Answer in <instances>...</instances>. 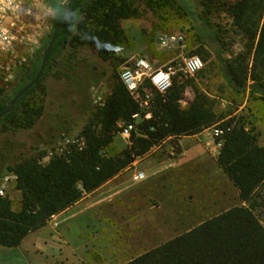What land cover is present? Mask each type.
<instances>
[{"label":"rangeland","instance_id":"rangeland-1","mask_svg":"<svg viewBox=\"0 0 264 264\" xmlns=\"http://www.w3.org/2000/svg\"><path fill=\"white\" fill-rule=\"evenodd\" d=\"M147 1L136 0L140 16L120 23L128 44L115 52L119 59L117 68L101 61L96 49L83 42L70 45V40L77 36V28H74L64 51L43 73L38 89V93L42 92L41 117L30 129L0 131L1 162L14 164L45 152L41 160V164L45 165L52 156L61 154L69 144L76 143L95 108L103 104L110 93L113 77L117 75L120 79L121 72L140 58L157 70L183 57H198L203 65L204 77L196 74L193 77L183 75L184 78L193 80V84L215 102L218 114L246 118L254 127L259 144L264 146V102L256 100L259 95L252 90L250 80L256 43L249 42L235 31L227 11L228 5L237 0H174V3L156 10L148 8ZM68 2L51 4L48 0L27 1L16 20L17 43L8 53L0 52V88L10 92L18 85L20 69L30 68L31 61L36 57L42 61L50 37L57 28L55 8L58 5L63 7L65 14ZM171 37L177 41L165 44V40ZM178 38L181 40L178 41ZM199 48L209 54L207 63L203 62L201 56L192 55ZM238 56L246 58V91L242 94L232 90L218 62L220 57L235 66ZM146 82L139 91L140 96L144 92L152 96L151 88L145 87ZM250 92L253 93L250 95ZM193 98L192 86H187L182 107L189 105ZM128 144L129 138L125 139L120 134L115 136L114 148L117 151ZM208 148L203 142L169 139L155 149L148 159L138 160L133 167H129L147 168L149 160H178L184 150H191L186 160L190 159L192 167L198 170L190 171L192 167L187 165L181 168L173 166L174 169H166L153 180H150V172L147 179L134 182L124 193L122 199L135 194L143 207L159 211L156 217L161 220L156 221L154 214H145V211L142 212L143 216L139 214L134 220L127 213L126 205H121L119 213L113 217L111 213L107 214L109 218L112 217L109 224L113 226L115 235L113 231L107 236L101 235L100 247L91 237L96 225L88 222L87 227L79 225L81 236L72 238L82 247L76 257L71 256L65 261L50 259L31 247L32 239L45 234L48 231L46 228L27 238L21 253L18 248L0 247V264H124L223 211L242 206L237 190L217 169L211 148ZM128 176L129 173L125 174L121 180H126ZM14 177L13 174H6L2 178H8L2 185V191L17 210L20 197L15 189ZM180 191L183 198H176ZM155 199L161 203L159 209L148 205ZM256 215L264 226V206L256 211ZM140 216H145L146 220L141 221ZM141 225H148L150 229H144ZM142 234L147 235L145 244L134 247L133 240L137 239L133 238ZM154 234L160 236L153 240ZM109 237L113 238L112 242H107Z\"/></svg>","mask_w":264,"mask_h":264},{"label":"trees","instance_id":"trees-1","mask_svg":"<svg viewBox=\"0 0 264 264\" xmlns=\"http://www.w3.org/2000/svg\"><path fill=\"white\" fill-rule=\"evenodd\" d=\"M135 3L136 0H77L73 16L57 36L45 71L64 51L75 27L77 36L70 45L83 42L96 49L101 61L117 68L119 59L115 52L128 44L120 23L140 16ZM170 3L174 0H148L146 5L156 10ZM55 9L58 26L65 14L63 7L58 5ZM227 11L235 31L256 43L251 88L259 95L256 100L264 102V0H237L228 5ZM192 55L201 56L204 63L210 58L202 48ZM218 62L232 90L244 93L246 58L238 56L235 66L220 57ZM40 65L41 60L34 58L30 68L18 72L21 78L13 90L0 88V113L35 77ZM197 74L204 77L202 70ZM42 79L0 120V131L17 132L35 125L42 114V92L38 93ZM187 86H192L194 98L182 107ZM145 87L151 88L148 82ZM151 94L150 118L146 119V112L115 75L110 93L95 108L76 143L52 156L45 165L41 164L45 152L14 164L0 161V182L6 174H13L15 189L21 196L17 210L9 197L0 196V247H19L53 216L99 189L166 140L196 136L216 127L223 133L215 140L221 143L216 164L237 190L243 205L215 215L125 264H264V226L256 215L264 206V146L259 144L254 127L244 117L218 114L215 102L182 73L173 79L165 94L152 88ZM128 124L135 126L129 144L117 151L114 138Z\"/></svg>","mask_w":264,"mask_h":264},{"label":"crops","instance_id":"crops-1","mask_svg":"<svg viewBox=\"0 0 264 264\" xmlns=\"http://www.w3.org/2000/svg\"><path fill=\"white\" fill-rule=\"evenodd\" d=\"M176 139H181L183 141L193 140V141H198L201 143L203 142L206 145V147H209L208 149L211 148L210 153H212V156L214 157L215 162H216V158L219 153V148L216 146L215 140L207 136L205 132H202L196 136L179 137ZM160 146L153 148L147 155H145L144 157L138 160L145 161L146 159L149 158V155H151V153L155 149L159 148ZM189 153H191L190 149L184 150L183 153L180 154L178 160H163L162 159V160H159L158 162H155V161L152 162L151 160H149L147 168H143V169L142 168H127L126 170H124L123 172L115 176L113 179L105 183L103 186H101L96 191L89 193V194H85L80 199V201H78L77 203H75L74 205L66 209L65 211L57 214L56 216H53L45 227L28 235L24 239V241L21 243V245L17 248L19 249L21 253V247L23 246L27 238H29L31 235H34L35 233H41V231L47 228L48 231L45 234H40L37 237V239H32V242H31L32 249L42 255L49 257L50 259L55 260V259L60 258L65 261L67 258L71 256L76 257V255H78V253L80 252L79 250L82 248L80 245L77 244L76 241L74 242L72 240V238H79L81 236L82 231L79 225L87 227L86 223L88 222L90 223V225L92 224L96 225L94 226V229H93L94 231L91 233V237L93 238L92 240L96 241V243L98 244V247H100V244L102 242V238L100 237L101 235L102 237L107 236L111 233V231H113L115 235V232L113 230L114 228L112 225L109 224V222L115 213H119L118 211L121 205L122 206L126 205L127 213L134 220L136 217H138L139 214L143 216L142 212L144 211L146 212L145 214L152 213L156 217L159 211L157 212V211H154V209L143 207L140 204V199L135 194H132L131 197L127 195V198L122 199L124 196V193L128 191L130 185H132L134 182H139V181L134 180V177L137 171L142 172L144 174L145 177L143 180H141V181H144L145 179H147V174L150 172H152V175L150 176V180H153L155 177L157 178L158 176H160L163 173V171H166V169L168 170L174 169L173 166L175 167L179 166V168H181L187 165L188 167L191 168L192 167L191 160L190 159H188L189 161L186 160ZM138 160H136L132 164V167L138 162ZM162 167H168V168H162ZM196 169L198 170V168L192 167L190 171L196 170ZM217 169L222 171L219 167ZM128 173H129L128 178L126 180H121L123 176H125V174H128ZM177 196L175 195L176 198H183L182 192L180 191L179 195ZM19 197H21L20 193L18 194V198ZM175 199H173V201H175ZM150 202L152 204L149 203L148 204L149 207L153 205L155 207L157 206L158 209L160 208L161 203L158 202L156 199ZM108 213H111L112 215L111 218L107 216ZM140 219L141 221H145L146 217L140 216ZM158 219L161 220V218L159 217L155 218L156 221H158ZM142 227L144 229L145 228L150 229V226L148 225H144ZM181 234L182 233L176 236H179ZM146 236L142 234V236L137 235V238H133V239H137L136 241L133 240L134 247L135 246L139 247V246L144 245L146 242L145 240L147 239ZM159 236H160L159 234L157 235L154 234V236H152L153 240H155L156 237H159ZM112 240L113 238L109 237L107 242L108 241L112 242Z\"/></svg>","mask_w":264,"mask_h":264},{"label":"built area","instance_id":"built-area-1","mask_svg":"<svg viewBox=\"0 0 264 264\" xmlns=\"http://www.w3.org/2000/svg\"><path fill=\"white\" fill-rule=\"evenodd\" d=\"M28 0H0V52L8 53L13 49L17 43V35L15 33L16 20L19 13L23 10ZM58 4H65L68 0H50ZM181 38H178L180 41ZM177 39L171 37L165 40V44L175 43ZM203 68L202 62L198 57H183L179 61L170 63L163 68L153 70L151 65L144 59H138L131 64L130 67L123 70L120 74V80L122 84L126 87L127 91L138 103L141 110L146 112L145 118H150V101L152 96L147 92H144L140 96V89L144 83L147 81L151 88L159 94H165L172 86L173 79L182 73L185 76L193 77ZM134 120L138 119V115L133 116ZM134 125H125L121 132L119 133L123 138L128 139L131 132L134 130ZM203 132L207 136L213 138L214 140L222 136V131L216 127L206 129ZM216 146L220 149L221 143H216ZM63 152V151H62ZM61 152V153H62ZM144 174L142 172H137L135 174L134 180L141 181L144 179ZM8 178L1 180L0 185V196H4L2 191V185L7 181ZM15 179V177H14Z\"/></svg>","mask_w":264,"mask_h":264},{"label":"water","instance_id":"water-1","mask_svg":"<svg viewBox=\"0 0 264 264\" xmlns=\"http://www.w3.org/2000/svg\"><path fill=\"white\" fill-rule=\"evenodd\" d=\"M77 0H69L68 4H67V8H66V13L64 15V17L62 18L60 24L57 26V28L53 31L49 43L43 53V58L41 61V65L40 68L38 70V72L36 73L35 77L28 83L26 84L11 100V102L9 103L8 107L0 113V120L5 117L7 114L11 113L14 108L16 103L18 102V100L24 96L28 91H30L42 78L43 73L45 71L46 65L48 63L49 57L51 55L52 49L54 47L55 41L57 39L58 34L61 32L63 26L66 24V22L73 16L74 14V9H73V5L75 4Z\"/></svg>","mask_w":264,"mask_h":264}]
</instances>
